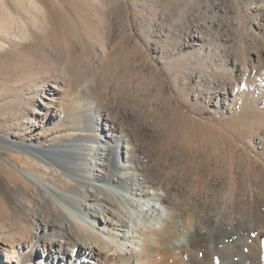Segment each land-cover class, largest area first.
<instances>
[{
  "label": "bare ground",
  "instance_id": "bare-ground-1",
  "mask_svg": "<svg viewBox=\"0 0 264 264\" xmlns=\"http://www.w3.org/2000/svg\"><path fill=\"white\" fill-rule=\"evenodd\" d=\"M262 9L254 3L258 16ZM258 16L249 26L264 38V14ZM202 35L189 27L182 51ZM234 58L220 56L212 71H195L187 81L192 92L210 90L206 101L222 118L243 111L247 128L222 136L227 154L200 134L188 147L184 137L173 136L170 144V132L154 117L170 115L169 104L113 96L95 80L72 84L70 108L80 119L68 125L55 97L71 81L64 66L37 112L43 120L65 114L48 135L51 143L0 136L18 154L9 156L13 168L2 162L18 180L0 181L8 220L0 222L3 262L23 264L26 252L39 251L32 264H264V118L257 112L264 96L249 93V102L241 96L264 51L243 63Z\"/></svg>",
  "mask_w": 264,
  "mask_h": 264
},
{
  "label": "rangeland",
  "instance_id": "rangeland-1",
  "mask_svg": "<svg viewBox=\"0 0 264 264\" xmlns=\"http://www.w3.org/2000/svg\"><path fill=\"white\" fill-rule=\"evenodd\" d=\"M93 1L0 0V136L26 142H36L38 138L40 146L51 143L48 135L55 127H61L65 114L43 120L37 112L54 78L66 66L71 81L68 77L55 97L61 98L66 107L68 125L72 119H80L70 108L71 89L85 80H95L101 91L113 96L125 93L133 100L139 97L169 104L173 117L167 113H155L154 117L170 132V144L173 136L184 137L188 147L186 141L196 143L200 134L205 144L227 154L228 145L223 143L222 136H232L240 133L242 127L247 128L243 111L237 109L222 118L206 101L205 92L210 90L203 86V91L192 92L187 81L197 71H212V62L220 56L235 57L243 63L256 50L264 51V38L255 35L249 26L258 16L254 3L263 6L259 18L264 14V0L100 1L104 5ZM191 26L200 30L202 38L182 51ZM259 28L264 33L263 19ZM195 61L197 65L193 64ZM216 71L219 73L220 69ZM256 71V78L247 80L246 89H242L241 96L247 102L250 94L264 96V60L257 64ZM163 87L168 88L170 98ZM262 109L257 112L264 118V106ZM176 117L181 119L178 123ZM199 122L204 125L196 127ZM247 141L255 143L252 139ZM235 146L234 143L232 147ZM27 151L24 147L20 153ZM11 155L18 154L9 145L0 144V181H18L2 165L8 159L13 168ZM20 160L18 164L25 165ZM1 217V223H8L0 200ZM26 254L23 264L39 259V251ZM4 259L0 252V264H5Z\"/></svg>",
  "mask_w": 264,
  "mask_h": 264
}]
</instances>
